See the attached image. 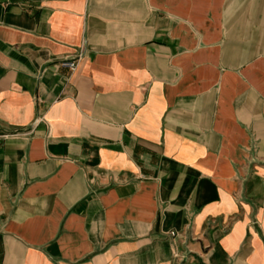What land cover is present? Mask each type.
Masks as SVG:
<instances>
[{
    "label": "crops",
    "instance_id": "obj_1",
    "mask_svg": "<svg viewBox=\"0 0 264 264\" xmlns=\"http://www.w3.org/2000/svg\"><path fill=\"white\" fill-rule=\"evenodd\" d=\"M0 133V264H264V0H0Z\"/></svg>",
    "mask_w": 264,
    "mask_h": 264
},
{
    "label": "built area",
    "instance_id": "obj_2",
    "mask_svg": "<svg viewBox=\"0 0 264 264\" xmlns=\"http://www.w3.org/2000/svg\"><path fill=\"white\" fill-rule=\"evenodd\" d=\"M80 58V55H78L77 57L75 58H68V59H65L63 60L60 65L68 70H74L75 67L77 66V62ZM7 135L6 134H1L0 133V142L6 137Z\"/></svg>",
    "mask_w": 264,
    "mask_h": 264
}]
</instances>
